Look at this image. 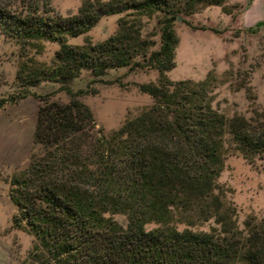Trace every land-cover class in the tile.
I'll list each match as a JSON object with an SVG mask.
<instances>
[{"label": "trees", "instance_id": "16d2710c", "mask_svg": "<svg viewBox=\"0 0 264 264\" xmlns=\"http://www.w3.org/2000/svg\"><path fill=\"white\" fill-rule=\"evenodd\" d=\"M223 1L84 0L66 17L0 2L5 37L60 43L51 65L18 73L22 86L49 81L68 97L41 100L33 132L39 152L9 181L12 225L32 237L34 264H264V216L247 217L239 229L216 181L228 155L264 162V115L228 117L213 108L212 75L200 82L165 76L174 66L177 14ZM120 13L109 38L66 43ZM155 13L162 14L160 46L151 50L142 18ZM127 66L158 71L157 82L138 86L152 105L106 135L79 100L94 91H74L70 82L82 70L106 82L107 70ZM208 221L216 226L192 229Z\"/></svg>", "mask_w": 264, "mask_h": 264}, {"label": "rangeland", "instance_id": "374dc122", "mask_svg": "<svg viewBox=\"0 0 264 264\" xmlns=\"http://www.w3.org/2000/svg\"><path fill=\"white\" fill-rule=\"evenodd\" d=\"M2 4L48 11L62 16L77 14L84 0H0ZM162 14L142 18V33L160 46L159 20ZM125 13L101 17L88 31L67 37L69 45L101 42L118 30ZM177 39L174 66L165 72L171 81L200 82L212 75L211 105L231 117L264 115V0H224L220 5L199 3L192 13L181 12L173 20ZM215 30L217 32H215ZM60 43L39 41L19 43L0 33V264H34L29 257L33 239L24 230L14 228L15 207L9 198L10 179L22 170L30 156L39 152L33 142L38 107L43 98L67 102L60 86L42 81L23 87L18 73L25 75L33 67L52 64ZM158 71L149 68H111L100 82L86 70L70 82L75 91L94 92L79 97L103 133L110 135L122 124L152 105V99L138 90L140 84L155 83ZM26 94L24 98H21ZM225 202L236 208V224L243 228L249 216H264V162L250 163L241 155H228L217 178ZM115 219L124 223L123 216ZM212 221L197 225L195 231H209ZM149 228L155 225H149ZM183 229V226L179 227Z\"/></svg>", "mask_w": 264, "mask_h": 264}]
</instances>
